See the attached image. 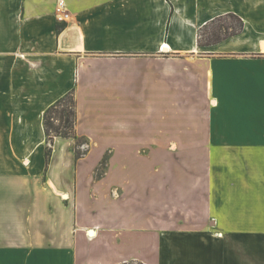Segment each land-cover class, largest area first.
Segmentation results:
<instances>
[{"label":"crops","instance_id":"1","mask_svg":"<svg viewBox=\"0 0 264 264\" xmlns=\"http://www.w3.org/2000/svg\"><path fill=\"white\" fill-rule=\"evenodd\" d=\"M234 1L0 0V264H264V37L198 43Z\"/></svg>","mask_w":264,"mask_h":264},{"label":"trees","instance_id":"2","mask_svg":"<svg viewBox=\"0 0 264 264\" xmlns=\"http://www.w3.org/2000/svg\"><path fill=\"white\" fill-rule=\"evenodd\" d=\"M224 17L235 19V22L222 25L212 34L210 33L209 37L204 40L205 35L202 32L206 31L208 26L214 24L217 19L219 21ZM244 29L245 23L239 16L233 13L219 16V18H215L210 23L203 26L202 29H200L198 36L199 46L205 47L218 44L224 40L240 35L243 33ZM75 107L76 105L74 96L72 93H68L47 109L44 115L43 124L48 144L53 145L55 139L59 137L73 141H78L80 138H82L79 137L76 132L77 114ZM50 151L51 150H49L47 157L50 156ZM84 154L85 153L76 152L77 158H81Z\"/></svg>","mask_w":264,"mask_h":264},{"label":"rangeland","instance_id":"3","mask_svg":"<svg viewBox=\"0 0 264 264\" xmlns=\"http://www.w3.org/2000/svg\"><path fill=\"white\" fill-rule=\"evenodd\" d=\"M233 9L239 12V14H235V15L242 18L244 23H245V29H244L243 33H246V31H248V30H246L247 29L246 26L247 25L250 26V30H249L250 32L248 33L247 38L251 37L252 35H256L258 37H264V0H238V1H234L233 2ZM244 12H245V14H244ZM216 18H219V16ZM234 22H235V19L226 18V17L222 18L219 21L217 19L214 24H211L210 26H208V29L206 31L202 32L205 35L204 40L209 37L210 33L212 34L215 30H217L222 25H227V24H231ZM243 33H241L240 35H242ZM221 49H224V48H221ZM215 55H219V54H215ZM75 105H76V101H75ZM75 110H76V107H75ZM102 119H105V118L103 117ZM87 144H88V142L85 138H80L78 141H74V144H73L74 145L73 146L74 152L75 153L76 152L86 153V151L88 149ZM50 146H52V145L47 143V147H46V151H45L46 154H48V152L50 150ZM107 164H108V158L106 156L102 165L100 166V174L99 175H101V173L104 172V170L107 168Z\"/></svg>","mask_w":264,"mask_h":264},{"label":"built area","instance_id":"4","mask_svg":"<svg viewBox=\"0 0 264 264\" xmlns=\"http://www.w3.org/2000/svg\"><path fill=\"white\" fill-rule=\"evenodd\" d=\"M56 18L59 22H66L68 19H70V13L65 8L63 1L58 2Z\"/></svg>","mask_w":264,"mask_h":264},{"label":"bare ground","instance_id":"5","mask_svg":"<svg viewBox=\"0 0 264 264\" xmlns=\"http://www.w3.org/2000/svg\"><path fill=\"white\" fill-rule=\"evenodd\" d=\"M161 49H162L163 52L165 51V53H166V52L170 51L171 48L168 47V46H164ZM263 49H264V44H263ZM212 104L216 106V101L213 100V103Z\"/></svg>","mask_w":264,"mask_h":264}]
</instances>
